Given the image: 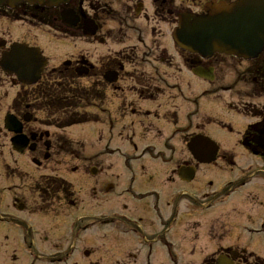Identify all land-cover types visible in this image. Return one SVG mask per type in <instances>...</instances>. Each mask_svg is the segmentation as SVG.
Segmentation results:
<instances>
[{
  "label": "flooded vegetation",
  "instance_id": "obj_1",
  "mask_svg": "<svg viewBox=\"0 0 264 264\" xmlns=\"http://www.w3.org/2000/svg\"><path fill=\"white\" fill-rule=\"evenodd\" d=\"M237 1L70 0L56 7L19 4L14 10L2 11L36 22L38 31L79 42L74 53L50 63L38 47L14 41L8 34L10 41L0 32V55L10 44L19 43L38 49L45 59L32 85L18 83L15 74L0 67L3 75L21 87L10 100L8 114L20 125L18 135L27 139V145L22 152L11 151L21 159L26 152L32 154L30 163L37 168L52 157L59 139L53 140L47 130L27 131L31 123L55 130L98 123L107 130L106 136L102 135L103 148L113 136L115 143L110 145H118L114 152L119 169H105L100 150L87 156L85 169L90 168L93 178H101L84 180L82 194L89 200L92 193L101 205L110 202L118 210L108 217H104L107 210L103 208L97 215L76 216L67 242L69 249L81 255L83 264H264V42L254 56L240 57L217 50L190 52L171 39L180 18L207 15L211 6L229 9ZM64 10L72 11L73 19L77 18L74 24L63 22ZM81 44L87 47L79 55ZM96 46L106 49L95 59ZM169 46L175 51L173 58ZM179 70L186 71L183 76L193 83L188 87L199 89L196 98L186 99L195 105L194 112H185V104L178 102H184L183 87L168 84L167 78L178 85L187 84L179 78ZM194 71L207 78L196 76ZM62 77L68 84H79L93 98L84 105L82 123L70 124L79 120L77 115L64 116L54 104L31 101V95L40 97L45 92L58 97L64 93L57 88ZM81 79L87 85L81 84ZM107 104L115 107L114 115L95 119L93 108L103 115L111 113ZM45 107L53 113L49 115ZM194 113L197 116L192 122L187 114ZM216 129L222 131V137L212 136ZM202 138L216 145L213 155L191 153L189 145L193 142L201 149ZM8 141L10 145V138ZM194 151L198 153L197 148ZM75 156L71 154L80 160ZM207 157L212 159L206 161ZM23 162L6 159L1 170L8 174L11 169L17 181L32 179L34 213L48 212L59 202L76 206L71 182L54 175L30 176ZM150 182L153 186L147 187ZM12 208L17 214L0 213V224L12 229L3 239L7 263L20 258L21 264L25 250L44 258L38 253L35 231L34 235L27 233L30 227L37 229L26 224L25 205L14 197ZM90 216L103 223L99 249L90 244L94 234L84 235L83 247H79L81 238L74 233L79 221ZM69 249L58 252L55 258L60 261L50 264H66Z\"/></svg>",
  "mask_w": 264,
  "mask_h": 264
},
{
  "label": "rangeland",
  "instance_id": "obj_2",
  "mask_svg": "<svg viewBox=\"0 0 264 264\" xmlns=\"http://www.w3.org/2000/svg\"><path fill=\"white\" fill-rule=\"evenodd\" d=\"M2 11L4 10L0 11V17L7 18L9 22L6 19L2 18L0 22V32H4L5 35H7V37L9 38V40L12 37L14 41H20L29 44L31 46L38 47L42 51L43 55L49 59L50 63H55V62L57 63L59 59L60 60L65 59L67 55L63 56L64 54L74 53L78 47L77 43L79 42L72 43L68 39L55 37L52 34H48L46 31H38L35 29L36 27L37 28L39 27V25L36 24V22L35 23L30 22L27 19H22L19 18L18 16L12 17ZM21 21H23V23L25 22L27 26L22 25L23 23ZM85 47H87L86 44L80 45L79 49H81V51L79 52V55L83 53ZM105 49L106 48H100L99 46H96L95 47L96 52L94 53L95 59L98 53L100 51H104ZM168 52L172 55V58L173 56L174 57L176 56L175 51L172 50L171 46L168 47ZM171 62H175V61L172 60ZM176 62H179V60H177ZM175 66H181V65L177 64ZM234 68L236 69V67ZM179 71H180L178 73L179 78L181 77V79L185 80L187 84L183 82L184 84L183 86L178 85L177 81L167 78L168 84L171 85V88L183 87L182 91L185 94L184 95L185 98L183 99L184 102H181L180 100H178V102L185 104L184 107L185 112H189V111L194 112L196 110V107L195 105L190 103V99H192L193 97L196 98L199 89L198 87L197 88L194 87L192 89L188 87L187 85H193V83L190 81V79H188V77L183 76L186 75L187 72L182 70ZM181 74L182 76H180ZM81 80H82L80 81L81 84L87 85V81L85 79H81ZM172 84H176V86H172ZM161 87L164 90H167V88H164L163 86ZM239 88L242 87L239 86ZM20 90L21 87L16 84H13V79L11 77H7L3 75L0 71V213L9 212V213L17 214L16 209L12 208L14 197L19 199V203L25 205V210L23 209L24 213L23 212L22 213L24 214L23 217L26 221V224L27 222H29L37 229L35 230L30 227L29 231L27 229L28 231L27 233L30 234V231H32L33 232L32 234L34 235V231H35L36 247L38 253L40 255L45 256L44 258H42V263L50 264L53 261L59 260L58 258H55L56 256L60 255L58 252L64 250L66 251L69 249V244L67 242L70 233L69 230L72 227H73L72 230L74 229V225L76 223H73V220L76 218L77 215L80 216H82L81 214L97 215L99 214V211L102 210L103 208L107 210L106 215L104 217L106 216L108 217L110 213L118 210V207H114L110 202H108L109 201L108 198H107L108 203L101 205L100 199L94 197L92 193H90L91 199L89 198V200L85 197V195L82 194V189L84 188V184H85L84 180L92 179L93 181H98L101 178L100 176L93 178V176L89 174L90 168L85 169V166H88V163L86 162L88 159L87 156L100 150L102 156H104L105 158V162H104L105 169L108 168L109 170L119 169L118 168L119 159H117V155L114 152L115 151L114 148L118 147V145L117 146L110 145L115 143V139L113 136L114 132H111L113 138L110 140V144L108 143L105 146V148H103V144L105 143V141L102 140L103 139L102 135L103 137H105L107 130L98 123L74 125L65 130L43 128L38 123L35 124L31 123L27 125V131L32 130L39 132V131L47 130L50 134V137L53 140L59 139L60 144L59 145L57 144L56 150L52 152V157L46 163H43L42 166L39 168L35 167L33 164L30 163V157L32 156V154L30 155L29 153L26 152L24 157H22V159L25 161L22 164L23 169H25L30 176H33L35 178L39 177L40 175H54L57 178L66 179L67 181L72 183L71 187L73 189L74 194L76 195L75 197L72 198V201L76 205L73 208H71L70 205H66L65 202H62V205L61 202H59L56 203L54 207L51 208L48 212L45 213L43 212L42 214L40 212L34 213L33 211L34 206L31 204L32 194L30 192V187H31L30 181L32 179L26 177L25 180L22 182L17 181L16 179H14L11 169H9L8 174L6 170H5V174L4 171L1 170L2 166H4L6 162V159L10 163L14 158L18 161L22 160L21 158L18 157L16 153H13L11 151L8 141L11 135L8 133L6 134L2 128L4 115L8 112H11L8 111V105L10 103V100ZM172 93L175 92L172 91ZM205 96L209 97L207 94H205ZM187 97H189L190 99L186 101ZM199 102L201 105V100ZM107 107L111 112L110 114L105 113L103 115V113L93 108L92 110L93 117L95 119L96 118L98 119L102 117L104 118L108 115L113 116L115 112V107L112 105L109 106L108 104ZM199 111L200 110L197 111V114ZM197 114L194 113V115L192 114V116L190 114H187V117L192 122H194ZM241 124L242 123H240V125ZM212 136L222 137L223 133L221 130L216 129L212 132ZM217 141L220 144H225L221 140H217ZM71 154L73 155V157H76L75 155H79L80 160L74 159L73 157H71ZM10 166L12 167V165ZM77 167L79 169L78 170L76 169V171L73 172L72 169ZM105 174L107 175L108 173ZM153 184L154 182L152 183L150 182V184H148L147 187H151L153 186ZM109 197H112V195H110ZM59 206L60 208L58 209ZM221 210L219 211L221 212ZM84 217H88V216H84ZM97 218L98 217L90 216V218L79 221V223L77 224V228L75 227L74 230L75 235L81 238L80 241L78 239L79 247L80 245L81 247H83L84 235L86 238V236L94 234L89 238V240L92 242L90 244L92 245V247L94 246L95 249H99V245L102 242L100 235L103 233V230L99 231V229H103L102 226L103 223L101 222L99 223L97 221ZM71 224L73 226H71ZM11 234H12V229L7 230L6 225L0 224V264H8L6 261L7 255L5 253L3 254V251L6 248V246H4L5 240L3 239L5 236H9ZM8 243H11L10 239ZM72 252L73 253L68 252L67 254L68 260L66 261V264H83L84 261L81 255L78 254L76 250H72ZM26 255H27V250L23 251L21 254V260H22L21 264H26L27 262ZM9 264H20V258Z\"/></svg>",
  "mask_w": 264,
  "mask_h": 264
},
{
  "label": "water",
  "instance_id": "obj_3",
  "mask_svg": "<svg viewBox=\"0 0 264 264\" xmlns=\"http://www.w3.org/2000/svg\"><path fill=\"white\" fill-rule=\"evenodd\" d=\"M69 0H0V6L12 9L20 2L28 5L44 7H56L66 4ZM207 15L185 16L180 18L178 26L174 29L172 37L179 47L188 51H196L200 54L212 52V50L234 53L240 57L254 56L264 42V0H240L229 9L211 6L206 10ZM72 11L64 10L62 19L65 24H74L77 18L71 16ZM75 20V21H73ZM44 59L36 49H27L24 45H12L9 52H3L0 67L7 73H14L20 83L33 84L38 77ZM200 75L198 71L194 72ZM205 77V76H204ZM5 128L14 134L20 133V125L13 117H7ZM201 149L194 146L189 149L193 155L205 156L211 152L213 155L216 147L208 139L202 138ZM13 149L22 152L27 145V139L16 136L11 139ZM197 148L198 153L194 151ZM211 151H208V150ZM261 149H264L262 146ZM257 152H254L256 154ZM211 155V156H212ZM212 157H207L209 161ZM226 264V263H220Z\"/></svg>",
  "mask_w": 264,
  "mask_h": 264
},
{
  "label": "trees",
  "instance_id": "obj_4",
  "mask_svg": "<svg viewBox=\"0 0 264 264\" xmlns=\"http://www.w3.org/2000/svg\"><path fill=\"white\" fill-rule=\"evenodd\" d=\"M64 77L61 78L62 83L57 85L58 90L63 91L64 93H61L56 96H50L47 93H42L40 97L36 95H31V101L34 102V100L37 101H45V105L51 104V106L56 105L58 110L63 111L64 116H69L73 114V116H76L74 112H77L79 110H84V105L88 99H93L92 97H88V95L85 93V90L79 86L77 83L68 84ZM49 88H51L49 85H47ZM62 89V90H61ZM92 91V90H91ZM57 97V98H56ZM53 109V108H52ZM45 112H47L49 115L53 113L52 110H50V107L47 109L45 107ZM85 114V113H82ZM75 119L77 122H80L84 119V117H78ZM76 121L70 122L76 123Z\"/></svg>",
  "mask_w": 264,
  "mask_h": 264
}]
</instances>
